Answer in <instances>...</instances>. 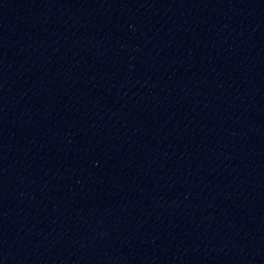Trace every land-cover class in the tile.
I'll return each mask as SVG.
<instances>
[{
	"label": "water",
	"instance_id": "obj_1",
	"mask_svg": "<svg viewBox=\"0 0 264 264\" xmlns=\"http://www.w3.org/2000/svg\"><path fill=\"white\" fill-rule=\"evenodd\" d=\"M0 264H264V0H0Z\"/></svg>",
	"mask_w": 264,
	"mask_h": 264
}]
</instances>
